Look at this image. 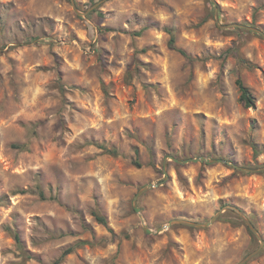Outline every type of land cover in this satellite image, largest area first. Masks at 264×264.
Here are the masks:
<instances>
[{"label":"rangeland","instance_id":"rangeland-1","mask_svg":"<svg viewBox=\"0 0 264 264\" xmlns=\"http://www.w3.org/2000/svg\"><path fill=\"white\" fill-rule=\"evenodd\" d=\"M215 2L0 0V264H264V0Z\"/></svg>","mask_w":264,"mask_h":264},{"label":"water","instance_id":"water-1","mask_svg":"<svg viewBox=\"0 0 264 264\" xmlns=\"http://www.w3.org/2000/svg\"><path fill=\"white\" fill-rule=\"evenodd\" d=\"M215 5L217 6L215 0H213ZM99 6V3L98 4H95L90 10L84 12V13H81L78 11V8L76 7V4L73 2V7L75 9V11H77V13L81 16H87L91 11H93L94 9H96V7ZM222 28H243V29H247V30H250V31H254V32H257L259 34H262L263 33L258 30V29H255V28H251V27H247V26H244V25H228V26H224ZM173 161H175L176 163H180V164H187V163H207L209 165H212V164H216V163H227V164H231L235 169H239V170H242V171H255L257 172L258 170H253V169H245V168H240L228 161H225V160H209L205 157H200V158H197V159H189V160H186V161H180L178 159H175V158H171ZM264 170V169H262ZM163 184L162 183H159V184H148V185H145L140 191L139 193L137 194L135 200H134V203H135V210L136 212H139V208L137 207V204H138V201L139 199L141 198V196L151 190V189H154L156 187H159ZM233 211V213H237L240 218L246 223V225L251 229V231L255 234V235H258L259 236V232L258 230L256 229V227L252 224V222L246 217V215L244 213H241V212H237L236 209H228V208H224L222 209L221 211H219V213H217V215H215L210 221H208L207 223H193V222H190L188 220H183V219H176V220H173L169 223V225L167 226H164L163 228L159 229L158 232H162L164 230H167L169 228H171L174 224H180V225H184V226H187V227H192V228H209L211 227L212 225H214L218 220L219 218L221 217V215L225 212V211ZM145 232L147 234H153L154 232L150 229H145ZM259 252L256 251L254 253H252L251 255H249L245 260L241 261L239 264H246L253 256H255L257 253Z\"/></svg>","mask_w":264,"mask_h":264},{"label":"trees","instance_id":"trees-1","mask_svg":"<svg viewBox=\"0 0 264 264\" xmlns=\"http://www.w3.org/2000/svg\"><path fill=\"white\" fill-rule=\"evenodd\" d=\"M170 34H171V40H170V46L171 48H175L174 45H175V36L173 34L172 31H170ZM182 54L186 56V53H184L182 51ZM237 87H238V90H239V93H240V98H239V102L241 103V105H243L245 108L247 109H250V108H253L255 106V103H256V98L255 96L253 95L252 91L250 88H248L244 82L242 81V79H238L237 82ZM63 90V89H62ZM105 152H107L108 154L110 155H113V156H118V152L116 150H108V149H105ZM255 152H258L256 149H255ZM255 154H258V153H255ZM136 165L139 167L140 164L138 162H136ZM97 216V220L103 224V225H106V220L103 218V217H100L98 214L96 215ZM15 240L18 244V247L20 250H23L22 249V246H21V241H20V237L15 234ZM73 251L72 248L66 250L63 254V257L64 258L65 256H67L68 254H70L71 252ZM29 258V257H27Z\"/></svg>","mask_w":264,"mask_h":264}]
</instances>
